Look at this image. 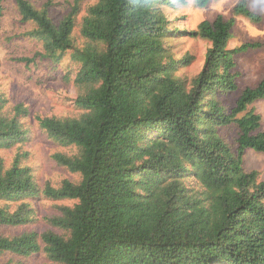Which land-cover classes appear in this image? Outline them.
Here are the masks:
<instances>
[{
  "label": "trees",
  "instance_id": "1",
  "mask_svg": "<svg viewBox=\"0 0 264 264\" xmlns=\"http://www.w3.org/2000/svg\"><path fill=\"white\" fill-rule=\"evenodd\" d=\"M248 1L239 0L230 18L218 14L184 30L210 43L188 78L178 71L193 56L177 57L168 44L182 32L168 10L188 0H94L84 13L83 0H73L59 22L50 14L55 0L41 7L14 0L33 24L24 35L42 46L18 60L58 66L69 55L75 113L35 121L65 149L53 160L77 178L40 184L24 153L10 162L0 155V254L43 255V264H264V179L245 166L248 149L264 153L253 106L264 99V74L238 92L236 70L238 55L263 43L230 46L236 15L262 20ZM7 102L0 94V152L29 133L26 107ZM43 200L60 203L42 216ZM39 221L44 228L5 232Z\"/></svg>",
  "mask_w": 264,
  "mask_h": 264
},
{
  "label": "rangeland",
  "instance_id": "2",
  "mask_svg": "<svg viewBox=\"0 0 264 264\" xmlns=\"http://www.w3.org/2000/svg\"><path fill=\"white\" fill-rule=\"evenodd\" d=\"M36 6H43L47 0H31ZM51 6L50 14L59 22L70 10L73 0H55ZM94 0H83L82 7L85 12L86 6ZM239 0H211L207 7L197 8L193 0H188V5H178L176 9H169L168 14L173 19V26L182 32L168 39L172 52L177 57L185 54L193 56V61L178 73L192 78L202 68L205 53L210 43L199 38H193L184 30L194 29L203 19H214L218 14L226 18L234 16L233 7ZM5 9L0 16V94L7 98V107L12 109L15 105L22 104L28 110L27 116H22L28 127V137L24 143L15 148L0 152L8 162L13 160L18 151L25 154L24 162L32 167L33 173L40 184L50 182L58 185L60 181L71 176L65 168L58 165L52 158L56 150H65L57 145L44 133L35 121L36 115L64 116L75 113L74 98L77 96V88L73 82L74 73L69 74V55L63 65H54L48 60L36 58L34 63L26 65L20 62L21 57H34L42 50L41 43L29 36L24 35L32 29L33 24L23 21L14 0L4 2ZM249 8L262 15L261 21H253L244 15L235 16V25L232 33L230 46L239 47L248 42H262L258 48H248L237 57L236 70L240 72L237 79L238 92L247 86L258 84L264 74V0H249ZM237 93L228 94L224 99L232 104ZM255 110L261 114L264 126V99L253 103ZM234 135L233 130L228 134L229 139ZM245 166L248 170L256 169L260 177L264 179V153L248 149L245 154ZM54 203L43 200L37 202L38 214L44 215L51 212ZM40 216V217H42ZM42 218H39L41 220ZM44 221L30 223L21 229L5 230L6 233H16L24 229H42ZM9 261L21 262L22 264H43V255H35L22 258L10 253L0 254V264Z\"/></svg>",
  "mask_w": 264,
  "mask_h": 264
}]
</instances>
